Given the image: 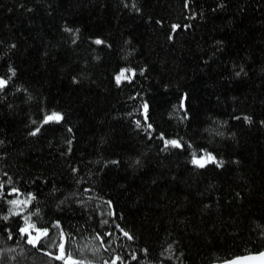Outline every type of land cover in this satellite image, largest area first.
Returning <instances> with one entry per match:
<instances>
[{
  "label": "trees",
  "instance_id": "trees-1",
  "mask_svg": "<svg viewBox=\"0 0 264 264\" xmlns=\"http://www.w3.org/2000/svg\"><path fill=\"white\" fill-rule=\"evenodd\" d=\"M261 250L264 0H0V264Z\"/></svg>",
  "mask_w": 264,
  "mask_h": 264
},
{
  "label": "water",
  "instance_id": "water-1",
  "mask_svg": "<svg viewBox=\"0 0 264 264\" xmlns=\"http://www.w3.org/2000/svg\"><path fill=\"white\" fill-rule=\"evenodd\" d=\"M213 264H264V250L245 255H239L231 259Z\"/></svg>",
  "mask_w": 264,
  "mask_h": 264
},
{
  "label": "rangeland",
  "instance_id": "rangeland-1",
  "mask_svg": "<svg viewBox=\"0 0 264 264\" xmlns=\"http://www.w3.org/2000/svg\"><path fill=\"white\" fill-rule=\"evenodd\" d=\"M195 161H198V162H199V161H201V162L203 161V162H204V161H206V159H205V157H203V158H201V159L197 158V159H195Z\"/></svg>",
  "mask_w": 264,
  "mask_h": 264
}]
</instances>
